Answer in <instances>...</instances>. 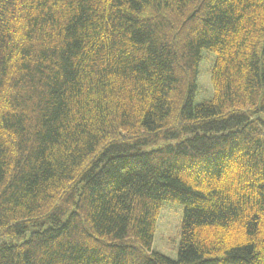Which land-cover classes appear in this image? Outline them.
Masks as SVG:
<instances>
[{
  "label": "trees",
  "instance_id": "obj_1",
  "mask_svg": "<svg viewBox=\"0 0 264 264\" xmlns=\"http://www.w3.org/2000/svg\"><path fill=\"white\" fill-rule=\"evenodd\" d=\"M0 264H264V0H0Z\"/></svg>",
  "mask_w": 264,
  "mask_h": 264
},
{
  "label": "rangeland",
  "instance_id": "obj_2",
  "mask_svg": "<svg viewBox=\"0 0 264 264\" xmlns=\"http://www.w3.org/2000/svg\"><path fill=\"white\" fill-rule=\"evenodd\" d=\"M210 61H205L201 66V73L199 77V92L196 99L197 102H202L210 96L209 85V69ZM184 210L177 204H165L160 213L157 223L156 234L154 237L153 250L169 259L176 260L177 252L181 238V226L183 221Z\"/></svg>",
  "mask_w": 264,
  "mask_h": 264
}]
</instances>
